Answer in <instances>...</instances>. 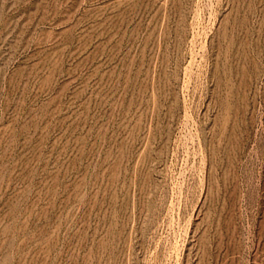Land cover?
<instances>
[{"label": "rangeland", "instance_id": "obj_1", "mask_svg": "<svg viewBox=\"0 0 264 264\" xmlns=\"http://www.w3.org/2000/svg\"><path fill=\"white\" fill-rule=\"evenodd\" d=\"M0 264H264V0H0Z\"/></svg>", "mask_w": 264, "mask_h": 264}]
</instances>
